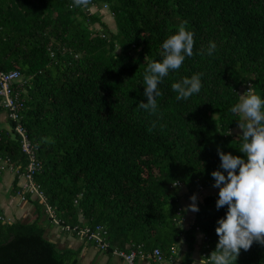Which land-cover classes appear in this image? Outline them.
I'll return each mask as SVG.
<instances>
[{
  "label": "trees",
  "instance_id": "trees-1",
  "mask_svg": "<svg viewBox=\"0 0 264 264\" xmlns=\"http://www.w3.org/2000/svg\"><path fill=\"white\" fill-rule=\"evenodd\" d=\"M72 3L0 0V68L23 75L21 122L42 162L35 181L63 222L104 225L110 253L141 245L145 255L159 247L169 258L183 237L182 264H192L201 232L209 256L227 208L217 210L218 193L207 194L187 229L181 190L213 186L218 147L243 156L234 132L241 117L230 108L250 85L264 98V0H91L87 9ZM185 22L194 33L193 55L164 78L150 114L137 106L147 102L143 74ZM209 42L216 44L212 55ZM197 73L201 91L177 101L171 85ZM2 160L18 167L16 195L28 156L4 124ZM26 199L51 221L40 199L29 192ZM81 251L59 247L39 216L7 220L0 206V264H83ZM236 264H264V245L241 250Z\"/></svg>",
  "mask_w": 264,
  "mask_h": 264
},
{
  "label": "clouds",
  "instance_id": "clouds-1",
  "mask_svg": "<svg viewBox=\"0 0 264 264\" xmlns=\"http://www.w3.org/2000/svg\"><path fill=\"white\" fill-rule=\"evenodd\" d=\"M90 4L91 0H73L70 7L87 9ZM161 48L162 60L149 63L143 74V95L147 102L137 105L150 114L158 110L156 98L162 95L159 85L164 78L169 72L178 71L186 57L193 55L194 33L187 30L186 22L182 23L175 34L163 41ZM215 49V42H209L207 54L212 55ZM201 75L193 74L171 85L177 101L201 91ZM238 96L239 101L230 112L241 117L237 120V136L241 141L238 151L243 156L217 148L220 166L211 173L213 187L219 189L216 208L226 207L227 211L217 221L215 231L219 239L215 250L200 264H236L241 250L249 251L254 243L264 245V98L255 94L251 85ZM190 200L189 209L198 212L196 195Z\"/></svg>",
  "mask_w": 264,
  "mask_h": 264
},
{
  "label": "built area",
  "instance_id": "built-area-1",
  "mask_svg": "<svg viewBox=\"0 0 264 264\" xmlns=\"http://www.w3.org/2000/svg\"><path fill=\"white\" fill-rule=\"evenodd\" d=\"M24 86L22 73L18 69H2L0 68V125L5 123V126L13 130L20 136L22 151L28 156L26 170L20 176L25 177V183L21 185L22 190L19 192L21 199H26V192L30 193L31 199H40L44 206L46 214L49 216L52 223L59 225L61 233L67 235H76L84 241L93 243L101 251H109V242L107 240V230L104 225L97 224L91 226H72L63 222L56 214L55 208L48 203L47 197L40 185L35 181V173L42 167L41 160L37 157L36 146L30 140L25 127L21 122V111L23 109V100L21 91ZM14 122V125H11ZM0 167L3 170H15L18 172V167L12 164L9 160L1 162ZM19 176V177H20ZM182 208H179L181 210ZM177 248L171 247L172 253H175ZM113 254L123 259L126 264H135L137 256L153 258L158 264H162L168 258L160 248H154L151 253L145 255L142 246L131 249L129 252L119 249H114ZM203 259L208 257L207 252L202 253ZM170 261H173V258ZM202 259V260H203Z\"/></svg>",
  "mask_w": 264,
  "mask_h": 264
},
{
  "label": "crops",
  "instance_id": "crops-1",
  "mask_svg": "<svg viewBox=\"0 0 264 264\" xmlns=\"http://www.w3.org/2000/svg\"><path fill=\"white\" fill-rule=\"evenodd\" d=\"M99 26H100V24H99ZM100 28H101V26H100ZM2 175H4V178L2 180V177H1L0 189L4 186V184H7L4 189H7L8 190L7 192H9V189L11 188L10 183L14 181L15 173L11 170H5ZM21 184H22V179H19L18 185H21ZM10 192H11V189H10ZM218 192H219V190L215 189L213 186H209V187H205V189H203L202 193H200V190H196L195 195L197 197V200H199V197H204L207 194H216ZM11 193H13V192H11ZM181 193H182L181 205L184 209V214H183L184 227L188 229L190 227V224L193 221V219L195 217V213H196V212H192L189 209V205L192 203V201L190 200V197H192L194 195V193L190 192L189 189H187V188H183L181 190ZM8 195L9 196H7V193H3L0 191V206L3 208V211L5 212L4 215L6 213H10V212L17 210L19 208L20 209L23 208V207H18L16 205L17 203L14 199L15 194L14 195L8 194ZM196 203H197V201H196ZM26 208L32 209V212H31L32 220H34L38 216L42 220V216L39 215V213H37V211L34 210L33 204L31 202L29 204V207L26 206ZM189 212L191 213L190 214L191 216L189 215ZM43 217H46V215L43 214ZM49 222L52 224L51 226L55 225L51 221H49ZM45 229H46L47 236L51 240L57 242L56 241L58 239L57 231L59 229L56 228L54 230H52V229L49 230L46 227H45ZM61 234H64V233H61ZM66 235H65V237H63L62 235L60 236V239H62L64 242H67L66 246L75 247V248L80 247V246L82 247V251L80 254V262L83 264H94V263H97V264H122V263H124V264H126V262L123 259H121L117 255H114L113 253H110L108 251L103 252L101 250H98L97 247L93 251L88 250L89 246L92 247L93 243H89L87 241H84L82 238H80L78 236H74V235L66 236ZM204 240H205L204 235L201 232L200 233L198 232L197 233V244H196V247H195L194 252H193V263L192 264H200L199 261L203 259V257H202V253H203L202 252V246H203ZM183 243H184V238L182 237L180 239L179 246L176 247L178 252L172 253V251L170 249V257L169 258L172 257L173 261H170L172 259L167 258L165 260V262H163L162 264H182V254H180V253L184 252L186 249V247H184L183 250H181L180 246ZM166 257H168V256L166 255ZM112 258H116L115 263H112ZM135 264H158V263L153 258L137 256L135 259Z\"/></svg>",
  "mask_w": 264,
  "mask_h": 264
},
{
  "label": "rangeland",
  "instance_id": "rangeland-1",
  "mask_svg": "<svg viewBox=\"0 0 264 264\" xmlns=\"http://www.w3.org/2000/svg\"><path fill=\"white\" fill-rule=\"evenodd\" d=\"M93 10H96L97 8L96 7H93L92 8ZM101 14H102V17H103V19H104V21L107 23V25H108V28L110 29V30H112V31H116L117 30V27H116V24H115V20H114V18H113V16H112V14L110 13V11L109 10H102V12H101ZM94 27H98V28H100V26H99V24H95L94 25ZM4 125H5V123L4 122H2ZM236 131H238V127H236L235 129H234V132H236ZM6 170H9V169H6ZM5 171V170H4ZM11 171H13L14 173L16 172L15 170H11ZM9 173V172H8ZM2 176V180H3V178H4V175H1ZM19 179H22V184H24L25 183V177H23V176H20L19 177ZM4 183V182H3ZM13 182H11L10 183V189H11V192H12V188H13ZM21 184V185H22ZM7 184H4V186L0 189V191L1 192H3V193H7V196H9L8 194H13V193H11L10 192V189H9V192H7L8 190L7 189H4L5 188V186H6ZM182 188H185V187H182ZM198 188H199V190H200V193H202V191H203V189L202 188H200L199 187V185H198ZM215 189H217V190H219L218 188H215ZM14 195V194H13ZM15 197H14V199H15V201H16V205L18 206V207H23L22 209H17V210H14V211H12V212H10V213H6L4 216H5V218L7 219V220H14V219H17V218H22V219H24V220H26V221H28V220H31L32 219V216H31V212H32V209H27L26 208V206L27 207H29V204H30V201L28 200V199H21V196H20V194L18 193V195L16 194V195H14ZM202 199L203 197H199V199ZM183 208V207H182ZM5 213V212H4ZM191 213L189 212V215H190ZM191 216V215H190ZM40 222L42 223V225L44 226V227H46L47 229H52V230H54V229H60V227H59V225H57V224H55L54 226H51L52 224L49 222V219H47V217H43V215H42V220L40 219ZM57 231V230H56ZM63 236V237H65V233L64 234H61V231L60 230H58L57 231V237H58V239L56 240L57 241V245L59 246V247H64V246H66V243L67 242H64L62 239H60V236ZM70 235V234H69ZM69 235H66V236H69ZM181 247V250H183V248L185 247V245H184V243L180 246ZM96 248V246L94 245V244H92V247L91 246H89V248H88V250H91V251H93L94 249ZM98 249V248H97ZM99 250V249H98ZM115 259L116 258H112V263H115L116 261H115ZM122 264H124V263H122Z\"/></svg>",
  "mask_w": 264,
  "mask_h": 264
}]
</instances>
